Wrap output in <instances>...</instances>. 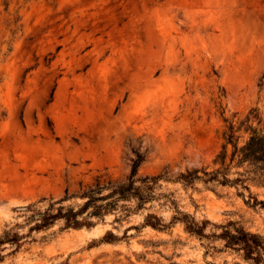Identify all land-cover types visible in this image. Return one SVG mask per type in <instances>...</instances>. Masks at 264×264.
Masks as SVG:
<instances>
[{
    "label": "rangeland",
    "instance_id": "obj_1",
    "mask_svg": "<svg viewBox=\"0 0 264 264\" xmlns=\"http://www.w3.org/2000/svg\"><path fill=\"white\" fill-rule=\"evenodd\" d=\"M255 109L264 119V0H0V264H251L219 236L264 238V186L179 177L214 170L225 121ZM138 156L134 180L159 178L141 210L34 229L125 183Z\"/></svg>",
    "mask_w": 264,
    "mask_h": 264
},
{
    "label": "trees",
    "instance_id": "obj_2",
    "mask_svg": "<svg viewBox=\"0 0 264 264\" xmlns=\"http://www.w3.org/2000/svg\"><path fill=\"white\" fill-rule=\"evenodd\" d=\"M225 123L227 127L223 133V144L213 160L216 168L210 172L202 169L181 174L179 180L185 186L192 185L196 181L221 186H240L247 191L249 183L264 186V119L255 109L251 110L237 127L232 122L225 121ZM238 133L246 135L242 144H239L241 137ZM141 162L139 156L132 162L130 176L125 183L108 182L104 185L96 183L88 187L80 196L84 202L78 209L59 207L56 212H52L50 206L44 213L37 214L38 219L34 229L48 228L57 220H63L67 228H81L90 226L87 221L91 218L101 219L119 210L130 213L131 210L126 205L120 204L121 202H135V208L141 210L144 204L153 200V185L159 180V178L134 180ZM138 181L142 186H135ZM65 200L67 197L61 201ZM257 205L264 206V202L254 200L253 206ZM178 216L180 218L174 216L172 221L180 220L189 233L204 237L203 230L192 218L180 212ZM158 222L156 217L148 215L145 224L155 229L160 225ZM219 238L225 241L226 248L241 252L244 260L251 264H264V238L261 236L236 228L234 232L224 231ZM104 239L116 240L110 233Z\"/></svg>",
    "mask_w": 264,
    "mask_h": 264
}]
</instances>
